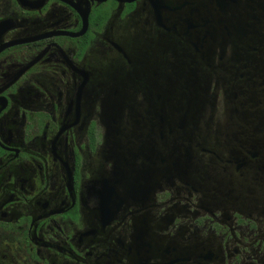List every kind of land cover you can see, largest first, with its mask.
<instances>
[{"label": "flooded vegetation", "instance_id": "obj_1", "mask_svg": "<svg viewBox=\"0 0 264 264\" xmlns=\"http://www.w3.org/2000/svg\"><path fill=\"white\" fill-rule=\"evenodd\" d=\"M263 133L264 0H0V264H264Z\"/></svg>", "mask_w": 264, "mask_h": 264}, {"label": "water", "instance_id": "obj_2", "mask_svg": "<svg viewBox=\"0 0 264 264\" xmlns=\"http://www.w3.org/2000/svg\"><path fill=\"white\" fill-rule=\"evenodd\" d=\"M235 28H227V27H215V28H205L204 29V33L202 36H196V41L198 42H204L205 47H206V52L209 54L211 51V48H213L215 41L218 39V37L223 38V31H227L228 33H230L231 35L234 34V36L239 37L240 34H235V30L234 32L232 31ZM237 31L239 32H243L242 28H238ZM196 42H194L195 44ZM195 67H193V72L195 71ZM194 77H193V81L192 83L195 84L196 82L194 81ZM182 96H184V98H186L185 100L188 101V136L192 135L193 130L189 128V126H192L193 129L196 127L197 125V119L199 116V111L200 108L196 106L197 101H200V93L197 92V90L195 89V86L192 87V89H190V87H188V91H179L177 90V108L179 109L180 106V101L183 98ZM182 116V115H181ZM178 117H180V115H178ZM176 124H178L180 127L184 126L186 124V120L184 118V116L180 117V119H178L176 121ZM141 141H143L144 145H145V150L146 151H153L154 149V140L153 139H142ZM187 146H183V148H186ZM180 148H182L181 144L178 142L176 144V151H179Z\"/></svg>", "mask_w": 264, "mask_h": 264}, {"label": "rangeland", "instance_id": "obj_3", "mask_svg": "<svg viewBox=\"0 0 264 264\" xmlns=\"http://www.w3.org/2000/svg\"><path fill=\"white\" fill-rule=\"evenodd\" d=\"M253 99V98H252ZM206 116H207V114H206ZM206 116H202L201 118H200V120H198L197 121V127H198V129H200L201 130V132H202V139L206 142V143H210V142H212V141H214V142H216V147H220V143L218 142V141H221L222 140V138H220L219 137V135L217 134V133H213L212 132V135L211 134H209V127H211V123L209 122V120L207 119V117ZM204 122H203V121ZM213 121H216V119L214 120L213 119ZM214 123V122H213ZM210 125V126H209ZM214 136H217L218 137V141L214 138ZM232 136V135H231ZM259 137H261L262 139H264V133L262 134V135H260Z\"/></svg>", "mask_w": 264, "mask_h": 264}]
</instances>
